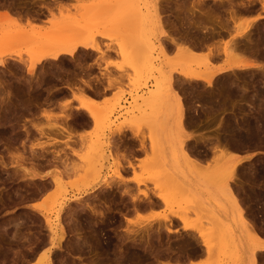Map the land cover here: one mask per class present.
I'll return each instance as SVG.
<instances>
[{
    "label": "rangeland",
    "instance_id": "obj_1",
    "mask_svg": "<svg viewBox=\"0 0 264 264\" xmlns=\"http://www.w3.org/2000/svg\"><path fill=\"white\" fill-rule=\"evenodd\" d=\"M189 1L75 0L71 4L65 2V4L55 6L51 8L49 16L44 17L46 18L44 21L38 19L34 21L42 27L41 33L50 31L52 35H63L64 37L79 31L86 32V35L95 36V43L101 47L103 52L81 48L74 57L63 55L59 60H44L36 65L33 74L28 73V64L31 60L29 47L32 46L30 42L25 44L21 41H13L11 45L10 43L0 45L2 46L0 47V59L5 62L4 65H0V264H31L33 257L38 260L39 255L47 251L50 252L52 264H168L169 262L175 264L178 259L183 261V264H193L194 261L197 262L194 264H240L238 249L224 231L226 228L230 234L227 227L229 224L228 217L235 211L231 204L232 198L226 194V191L222 190L227 179L224 174L228 172V165L232 164L233 159L238 157L252 156L250 160L243 163L239 174L245 171L251 173L258 166L264 169V153L259 151L260 146L258 148L244 146L245 148L241 147V150L235 148L236 139L235 137L232 138L234 135L231 133V136H227V138L226 135L229 134H227L226 128H223L228 127L225 123L228 124L227 120L230 117L233 119V104L231 103L232 106L229 105L230 107L227 106L228 111L225 110L221 113L222 115L217 111H211L212 114L208 110H203L206 103V106L210 105L209 102H206V98L211 96V93L215 92L216 89L214 88L215 91L212 90L203 81L193 84L180 74L184 68L208 73L214 67L224 63L225 61L222 59H209L206 52L209 55L210 49L215 47L223 50L229 40L228 35L225 36L226 39L223 36L208 41L202 40L199 36L195 40L201 39L200 41L203 42L200 43L202 45L207 44V46L203 45L205 48L202 46L196 48L191 45L189 48H191L190 50L193 49V55L183 54L188 48L185 49L180 40L178 44H172L170 41L172 35L174 38H179L178 35L180 34L187 35L186 29L183 27L185 26L184 23L186 26L188 25L186 21L183 22L187 18H193L196 21L201 20V22H206V25L213 26V24L217 25L220 16V19L231 16L230 9L225 7L227 4L223 8L217 9L215 6H219L220 2L217 4L218 1L215 2V0H204L202 7L200 5L202 0ZM98 3H117V5H113L115 9L109 13L105 9L103 12L102 9L100 11L99 9L102 7L93 9L90 6ZM162 3L163 5H160ZM209 3L218 14L209 8ZM19 6L8 5L4 0H0V14L8 13L12 19L21 20L19 24L28 34H31L32 27L27 24V16H23L20 11L14 12ZM204 6L207 11L203 8ZM6 7L9 9L8 11ZM137 7L141 8L143 12L152 10V13L157 8L160 26H156L155 18L144 15L141 18L140 14H136ZM109 8L111 9V7ZM220 8L225 9L222 11ZM95 10L99 11L100 14L96 16L91 13ZM208 10L212 12H208ZM255 16V14L248 15L246 18ZM243 19L245 20L244 17ZM65 22L66 24L62 25ZM172 22L173 24H171ZM139 25L142 28L138 27ZM173 25H177V28ZM260 25L264 26V19L261 20ZM181 26L185 30H183L184 32ZM138 28L140 31H137ZM178 28L179 33L174 30ZM8 29L5 25L0 26V41H4L2 37L6 33L15 34L14 31L11 32ZM11 29L14 30L15 28L12 27ZM191 35L193 36L192 33H190ZM219 39L224 40L223 43ZM213 40H217V42H212ZM218 43H220V47ZM124 45H126L125 50H129L130 53L136 51L134 54L132 53V56L129 54L131 59L130 57L127 58L128 54L125 56L122 53ZM259 49L255 47L257 52L248 53V56L242 55L240 58L246 60L252 57L254 63L257 64L256 66H262L264 69V54H260V52L264 53V48ZM222 50H220L221 57L224 56ZM21 58L24 63L19 61ZM234 58H230V60ZM252 60L249 59L250 62ZM160 70L176 75L173 91L178 90L186 101L190 99L189 96L192 98L190 102H186L189 103L190 108L187 111L188 118L183 117L182 128L177 129L175 126L172 128L174 134L176 133L179 137L175 135L180 144L177 145L176 149L180 168H188L185 165L187 160L182 149L185 144L180 140L190 139L191 142L187 140L189 145L187 148L194 151L192 155L198 156L197 158L201 163L200 165H193L195 171L212 188L216 189L211 192L203 190L200 198L188 195L186 191L184 193L181 190L169 189L172 182L167 179L168 177L163 170L168 168L164 162L170 156L166 158L164 152L161 155L162 152L152 146V138L155 137L156 116H161L166 122L171 123L173 121L170 117L163 116L166 115L162 110L163 106L145 101V98L149 97V93L146 91L156 88L155 83L157 76L160 75L158 74ZM259 70L255 67L248 71L235 72L244 80L247 79L244 85L247 89L242 88L247 100L251 101L250 98H253L252 104L247 102L248 106L242 105L245 110L247 107L250 108L245 113H251L252 117L248 115L247 118H253L256 108L258 109L259 100H264V74H262L264 70ZM233 73L231 72L228 78L231 77V80L235 78L234 81L237 82L235 73ZM77 77H80L81 81ZM74 81L78 83H74ZM84 81L86 82L84 83ZM111 82L113 85L110 84ZM66 83L71 86L70 91H72L73 98L80 100L81 107L82 100L92 96L89 90L92 92L97 91V89L105 90L106 95H111L110 98L106 99L109 102L105 101V105L104 103L97 104L96 107L101 108V113L98 112L101 114V118L97 122L94 120V127L82 135L81 140L73 131L71 123L74 119H83V114L74 112L72 101H61L68 97V92L64 93L63 90L65 91V89L61 87ZM90 83L92 87L88 86ZM216 85L217 83L215 87ZM202 97L203 99H201ZM108 103L112 106L109 107ZM132 116L134 117L132 118ZM223 116L224 122L227 121L225 123L221 119ZM120 130L121 132H119ZM66 131H71L75 135L70 139L67 137ZM221 136L226 138L225 143H222L223 147L228 144V148L224 147V149L230 152L225 150L226 152L223 153L226 155L223 154V156L219 152L216 155L211 153L213 148L215 150V146L220 144L222 147L220 140L223 138ZM200 137H204L203 140ZM198 139L199 141H197ZM227 140L230 142L228 143ZM39 144L47 146L44 148L48 158L59 153L55 156L54 162L48 164L45 160L30 159L32 157L31 146L37 149L40 147ZM187 144L186 146H188ZM91 146L92 149L95 148L96 150L90 149ZM249 148L250 150L256 148L255 158L248 151ZM37 151L40 149L38 148ZM94 152L95 154L97 152L96 157L99 158H95V154L94 157H91ZM203 152L204 154H202ZM195 165L198 166V169ZM73 166L76 167L74 168L77 171L72 169ZM48 173H51V176ZM34 174L45 176V178L32 179L31 176ZM53 176L60 178L61 185L58 187V184L51 183L52 186L50 185L48 189L39 191L38 186H41V183L43 184L47 179L52 181L51 177ZM157 180L165 183L157 184L155 182ZM169 185L171 186L169 187ZM219 187L221 188L219 189ZM163 189L170 195H168L169 201L167 203L161 202L156 195L164 193ZM167 189L169 192L173 190L172 193H169ZM142 191H147L155 199V203L146 204L143 200H137L136 204L133 197ZM41 192L43 193V202L40 204L42 211L37 214L35 210L31 209V203L36 202L34 198ZM247 192L236 195H240L237 197L242 199L240 201L244 210L246 209L245 212H248L247 220L251 223L255 222L252 224H254V228H257V233L254 231L253 235L257 239H262L264 237H260L259 233L260 230L264 232V193ZM211 193H215L220 198V208L216 214L213 211L216 202L214 203L213 199L209 198L213 195ZM141 197L143 196L141 195ZM83 202L87 203L86 208ZM91 204H93L92 206L95 205V210L87 207ZM101 208L106 209L105 215L98 212ZM221 209H225V212H222ZM59 211L60 216L57 217L56 213ZM66 211L70 213L68 214ZM177 212L185 218V221L176 217ZM44 213L50 215L54 227L60 229L62 226L64 229L65 236L62 243L59 246L56 245L54 249L49 241L51 230L46 223ZM249 222H246V225H249ZM186 225L188 229L185 228ZM168 229L173 230L170 233ZM201 233L206 235L205 239L209 237L208 241L211 243L212 251H206L203 246L204 236ZM47 247L53 250H47ZM259 262L264 264V257H259Z\"/></svg>",
    "mask_w": 264,
    "mask_h": 264
},
{
    "label": "bare ground",
    "instance_id": "obj_2",
    "mask_svg": "<svg viewBox=\"0 0 264 264\" xmlns=\"http://www.w3.org/2000/svg\"><path fill=\"white\" fill-rule=\"evenodd\" d=\"M160 1V0H159ZM191 1V0H190ZM189 1V2H190ZM199 1V0H198ZM217 4H219V6H215L217 9H219V7L223 8L224 5L227 4V8H229L228 10L230 11V18H226L225 19H220L219 17V22L216 23L217 25H214L211 26L210 24L209 25H206L205 23L206 22H201V20H194L193 18H187L184 21H186L188 23V25L186 26V23L184 27V29H186V32H187V35L183 36L182 34L178 35L179 38H174V35L170 36L173 38H171V43L172 44H178V41L180 40V42H183L184 44V47L186 49V47L188 48L187 50H185L183 52V54H190V55H193V49L190 50L191 48V45L192 46H195L196 48H200L201 46L203 47L204 46H207V44H201L200 42H203V41H200L201 39L202 40H210V39H217V37H223L225 38L226 35L229 36V40L228 42L226 43V47L222 50L223 52V55L221 57V52L218 48H215L214 49H210V53L209 55L207 54L206 52V56H208V58L210 59H222L223 61H225L224 63L220 64L219 66H216L212 69V71L208 72V73H205V72H200V71H196V70H192L190 68H184L182 70V72L180 73L181 76L184 77V79H187L189 82L193 83L194 82H205L207 85H209V87L214 90V88L216 89L215 92L211 93V96H208L206 98V102H209L210 105L206 103L205 105V108L203 110H208V111H217L220 112V115H222L221 113H223L225 110H227V106H229L231 103L233 104V119H230L227 120L228 121V124L225 123L227 121L224 122V116L221 118L222 119V122H224L226 124V126L228 127H223L224 129L226 128V132L227 134L229 135H226L227 136H231L230 134L232 133L236 139V144H235V148L237 147L238 149H240L241 147L242 148H245V147H257L260 146L262 143H264V100H259L258 102V109L256 108V112L255 114H253V118H251V113L248 112L245 113V111L249 108L247 107V109L245 110L244 107L242 105H247L246 103L248 102V104H252V99L253 98H250L251 101H248L247 100V97H246V94L243 93V89H247L244 85L245 83L247 82V79L244 80L243 77H240L239 74H236L238 72H241V71H248L249 69H252V68H257V69H260L259 71H262L264 70L262 66H256L257 64H255L252 60V57L249 58L250 60H252V62L249 61V59L247 58L246 61L245 59L242 60L240 57L242 55H249L250 53H255L257 51H255V47L258 49H263L264 48V26H261L260 23H261V20L264 19V0H215V2H217ZM188 2V1H187ZM204 2V0L201 1V7H202V3ZM206 2V1H205ZM214 2V1H213ZM212 2V3H213ZM179 3V2H178ZM184 3V2H183ZM211 3V2H210ZM209 3V4H210ZM211 3V4H212ZM63 4V3H62ZM61 4V5H62ZM65 4V3H64ZM208 4V3H207ZM206 4V5H207ZM209 6V8H211L212 6ZM215 4V3H214ZM117 5L116 4H112V3H98V4H91L90 6L94 9V8H98V7H102L100 8L99 10L101 11L102 9V12H103V9H105L106 11H108L109 13L112 12L114 8V6ZM160 5H163L160 4ZM194 5V4H193ZM196 5V4H195ZM194 5V6H195ZM205 5V6H206ZM4 6V5H3ZM2 6V8H3ZM65 6V5H64ZM205 6L203 8H205ZM214 6V5H213ZM229 6V7H228ZM104 7V8H103ZM111 7V9L109 8ZM141 7V6H140ZM214 7V8H215ZM7 8V7H6ZM10 8V6H9ZM50 11L51 8L48 7ZM66 8V7H65ZM70 8V7H68ZM159 8V7H158ZM220 8V9H221ZM226 8V10H227ZM164 9V8H163ZM162 9V10H163ZM212 9V8H211ZM225 9V8H224ZM223 9V10H224ZM9 9L7 8V11ZM69 10V9H67ZM155 12L152 13L153 11L152 10H147V12H143L141 8L137 7L136 8V14H140L141 18L144 16H147L149 18H155V22H156V26H160L159 25V18H158V9L155 8ZM166 10V9H165ZM164 10V12H165ZM206 10V8H205ZM215 11V9H212ZM222 10V9H221ZM222 10V11H223ZM225 10V11H226ZM15 11V10H14ZM207 11V10H206ZM211 11V10H208V12ZM16 12V11H15ZM212 12V11H211ZM1 13V12H0ZM92 14L94 15H99L100 12L95 10V11H92L91 12ZM160 13H162L160 11ZM159 13V14H160ZM166 13V12H165ZM214 13H217L216 11ZM227 13V12H225ZM218 14V13H217ZM255 14L256 16L255 17H249V19H247L248 15H253ZM2 14H0L1 16ZM21 15V14H20ZM28 15V14H27ZM102 15V14H101ZM104 15V14H103ZM220 15V13H219ZM218 15V16H219ZM228 15V14H227ZM139 16V15H138ZM223 16V15H222ZM22 17V15H21ZM20 17V19H21ZM168 17V16H167ZM186 17V16H185ZM193 17V16H192ZM196 17V16H195ZM194 17V18H195ZM243 17L245 18V20L243 19ZM247 17V18H246ZM25 18V17H24ZM224 18V17H223ZM38 19V17H35L34 16H27V24L28 25H31L32 29H31V34H28V32H26V30L22 27V25L19 24V20L18 19H12L10 17V15L8 13H5L2 15V17L0 18V26L1 25H5L7 26L11 32L14 31L15 34H9V33H6L5 35H3L2 37V40L4 39V41H0V45H4L6 43H10L11 45V42L15 41H21L25 44H27L28 42H30L32 44L31 47H29V53L31 55V60H30V64L29 65V71L28 73H31L33 74L34 72V69L36 67L37 64L39 63H42L44 60H59L61 56L63 55H68V56H71V57H74L76 55V53L81 49V48H84V49H87V50H95V51H102L101 47L99 45H97L95 43V36H90V35H86V32L82 33L81 31H79L78 33L76 34H73V35H70V36H64L63 35H52L50 34V31H46L44 33H41V29L42 27L38 26V24L34 21H36ZM177 19V18H176ZM182 19V18H180ZM216 19V18H214ZM213 19V20H214ZM144 22H145V19H143ZM142 20V21H143ZM163 20H165L163 18ZM179 20V19H178ZM177 20V21H178ZM212 20V19H210ZM147 21V20H146ZM182 21V20H180ZM215 21V20H214ZM213 21V22H214ZM218 21V20H216ZM23 22V21H22ZM25 22V21H24ZM38 22V21H37ZM92 22V21H90ZM171 22V21H170ZM182 22V23H183ZM208 22V21H207ZM61 23V22H59ZM181 23V25H182ZM209 23H211L209 21ZM66 24L63 23L62 25ZM89 24V23H88ZM87 24V25H88ZM143 24V23H142ZM165 24V22H164ZM173 24V22L171 23ZM175 24V23H174ZM177 24V23H176ZM58 25V24H57ZM56 25V26H57ZM91 25V24H89ZM167 25V24H166ZM180 25V24H179ZM66 26V25H65ZM173 26H176L175 28H177V25H173ZM14 27L15 29L12 30L11 28ZM82 27V26H80ZM79 27V28H80ZM85 27V26H84ZM121 27V26H120ZM140 27V25L138 26ZM182 27V26H181ZM179 27V28H181ZM183 27L181 28L182 31L184 30ZM5 28V27H4ZM62 28V27H61ZM142 28V27H140ZM178 29H174V30H179ZM6 29V28H5ZM60 29V27H59ZM80 29H83V28H80ZM168 29V27H167ZM139 30V28L137 29V31ZM171 30V29H170ZM140 31V30H139ZM185 31V30H184ZM183 31V32H184ZM169 33V32H168ZM179 33V31H178ZM181 33V31H180ZM190 33L193 34V36L191 35L190 36ZM184 34V33H183ZM186 34V33H185ZM189 35V37H188ZM196 35V37H195ZM109 36H111L109 34ZM169 36V37H170ZM177 36V37H178ZM200 36V40H195L197 37ZM176 37V36H175ZM194 37V38H193ZM166 38V37H165ZM136 39V38H135ZM169 39V38H167ZM223 39V38H222ZM226 39V38H225ZM1 40V39H0ZM221 41V39H219ZM10 41V42H9ZM199 41V43H198ZM224 41V40H222ZM221 41V43H223ZM135 42V41H134ZM166 42V40H165ZM212 42H217V40H213ZM20 43V42H19ZM34 43V44H33ZM126 43V41H125ZM124 43V44H125ZM206 43V42H204ZM13 44V43H12ZM135 44V43H134ZM209 44V43H208ZM220 43H218L219 45ZM7 45V44H6ZM212 45V44H211ZM177 46V45H176ZM183 46V45H182ZM181 46V47H182ZM209 46V45H208ZM213 46V45H212ZM2 47V46H0ZM6 47V46H5ZM125 47L126 45H124V49L122 50V53L125 55V54H128L127 58L130 57V59L132 58V53L134 54L135 52L132 51V53L129 52V50H125ZM218 47V46H217ZM220 47V45H219ZM222 47V46H221ZM205 48V47H203ZM143 49V48H142ZM208 49V50H209ZM259 49V50H260ZM198 50V49H197ZM201 51V50H200ZM203 51V50H202ZM103 52V51H102ZM192 52V53H191ZM249 53V54H248ZM131 56H130V55ZM188 54V55H189ZM260 54H264L262 52H260ZM126 56V55H125ZM201 56H205V55H201ZM259 56V55H258ZM1 57V56H0ZM200 57V56H199ZM235 57L234 59L230 60V58H233ZM261 57H263L261 55ZM260 57V58H261ZM134 60H135V57H133ZM243 58V57H242ZM245 58V57H244ZM229 59V61H228ZM254 59V58H253ZM259 59V58H258ZM264 59V58H263ZM8 61V60H7ZM20 62H23L22 61V58L19 59ZM217 61V60H216ZM4 60L0 59V65H4ZM258 71V70H257ZM231 72H236L235 73V76H236V79H237V82L234 81V80H231V77L228 78V75L231 74ZM233 73V74H234ZM257 73V72H256ZM160 75L157 76V80H156V83H155V86L156 88L155 89H151L149 91H146V93H149V97L148 98H145V101H150V103H153V104H156V105H161L163 106L162 110L165 112L166 115H163L164 117L165 116H168L170 117L171 119H173V121L170 123V122H166L165 119H163L161 116L157 115L156 116V129H155V137L152 138V146L153 148L156 147V149H158V151L162 152L161 155H163V152L164 154L166 155V158H168L167 156H170V158L167 159V161L164 162V165L167 166L168 168H164L163 171H165V175L168 177L167 179L169 181L172 182V186L169 185V187L171 186V188L169 189H174L175 191H178V190H181L185 193L188 192V195L190 194L191 196H194V197H198L200 198L201 197V194H203V190L204 191H207V192H211L212 190H216L214 188L211 187V185H209L202 177L201 175L197 174V172L195 171L194 169V164L196 165H200V161L199 159L197 158L198 156H193L192 153L194 152L193 150L187 148L189 147V145L187 144L188 141L190 139H182L180 140L183 144V150H184V155L186 156V160H187V165L188 168H180V165L178 164V161H177V155H176V149H177V145L179 144L178 143V139H177V134L173 132V126H175L177 129H181L182 126H183V117H186L187 116V111L189 110L190 106L186 103V102H190L191 101V97L189 96V100L186 101V99L182 96V94H180L178 92V90H174V87H175V83H176V78H175V81H174V77L176 75H174V73L170 72V73H166L164 72L163 70H160L159 73ZM261 74V73H260ZM264 74V71L263 73ZM250 75V74H249ZM248 75V76H249ZM254 75V74H253ZM244 76V75H243ZM247 76V75H246ZM234 77V76H232ZM180 78V77H179ZM182 78V77H181ZM178 79V78H177ZM183 79V80H184ZM180 81L182 79H179ZM178 81V80H177ZM260 81V80H259ZM217 83L216 87H215V84ZM89 83V82H88ZM113 82H111L110 84H112ZM179 83V81H178ZM1 84V83H0ZM104 84V83H103ZM205 84V85H206ZM252 84V83H250ZM263 84V83H262ZM89 85V84H88ZM203 85V84H202ZM255 85V84H254ZM90 86H91V83H90ZM174 86V87H173ZM247 86V85H246ZM109 87V86H108ZM173 87V88H172ZM205 87V86H204ZM248 87V86H247ZM254 87V86H253ZM185 88V86H184ZM189 87L187 86V89ZM203 88V87H202ZM243 88V89H242ZM106 89V88H105ZM206 89V88H205ZM210 89V90H211ZM249 90V89H248ZM247 90V92H248ZM189 91V90H188ZM193 91V89H192ZM242 91V92H241ZM209 92V91H208ZM196 93V92H195ZM202 93V92H201ZM205 93V92H204ZM229 93V94H228ZM261 93V91H260ZM194 94V93H193ZM252 94V93H251ZM263 94V93H262ZM185 95V94H184ZM197 95V94H196ZM199 95V94H198ZM84 96V95H83ZM91 96V95H90ZM93 96V95H92ZM186 96V95H185ZM206 96V95H205ZM218 96V97H217ZM94 97V96H93ZM92 97V98H93ZM193 97V96H192ZM204 97V96H203ZM203 97L201 99H203ZM255 97V96H254ZM195 98V97H193ZM198 98V97H196ZM204 98V99H205ZM238 99V100H236ZM159 100V102H158ZM232 100V101H231ZM243 100V101H242ZM105 101H108V100H105ZM105 101L103 102L104 105H105ZM197 101V100H196ZM205 101V100H204ZM242 101V102H241ZM99 102V101H98ZM109 102V101H108ZM155 102V103H154ZM157 102V103H156ZM199 103V102H198ZM201 103V102H200ZM205 103V102H204ZM97 102H95V100L91 99L89 96L82 100V107L85 108V110L89 113L90 117L95 120V122H97L101 117V114H98L101 113V108L99 107H96L97 106ZM101 104V103H100ZM191 104H194L193 102H191ZM241 104V105H240ZM6 105V104H5ZM109 105V103H108ZM111 105V104H110ZM109 105V107H110ZM199 105V104H198ZM112 106V105H111ZM115 106V105H114ZM192 106V105H191ZM194 106V105H193ZM201 106V105H199ZM204 106V105H203ZM232 106V105H230ZM229 106V107H230ZM248 106V105H247ZM255 106V105H254ZM102 107V106H101ZM97 108V109H96ZM107 108V107H106ZM192 108V107H191ZM246 108V107H245ZM7 109V108H6ZM108 109V108H107ZM193 109V108H192ZM196 109V108H195ZM201 109V108H200ZM250 109V108H249ZM103 110V109H102ZM197 110V109H196ZM230 110V109H229ZM228 111V110H227ZM248 111V110H247ZM103 112V111H102ZM251 112V111H250ZM85 113V112H84ZM87 113V114H88ZM112 113V112H110ZM212 113V112H211ZM215 113V112H214ZM227 113V112H226ZM46 114V113H45ZM50 114V113H49ZM48 114V116H50ZM86 114V113H85ZM185 114V116H184ZM213 114V113H212ZM239 114H242L244 117H241L242 115L239 116ZM63 115V114H62ZM216 115V114H215ZM227 115V114H226ZM230 115V114H229ZM250 115L251 117L250 118H247L246 116ZM64 116V115H63ZM68 117V116H67ZM134 116H132L133 118ZM241 117V118H239ZM246 117V118H245ZM9 118V117H8ZM69 118V117H68ZM66 119V118H65ZM107 119V118H106ZM240 119V120H239ZM242 119V120H241ZM10 120V119H9ZM20 120V119H19ZM64 120V119H63ZM71 120V119H70ZM73 120V119H72ZM185 120V119H184ZM66 121V120H65ZM221 121V120H220ZM69 123V122H68ZM187 123V122H186ZM72 124V123H71ZM222 124V123H221ZM155 125V124H153ZM185 126V125H184ZM222 127V126H221ZM70 129V128H69ZM72 129V128H71ZM5 130V129H4ZM62 131V130H61ZM76 131V130H75ZM223 131V129H222ZM64 132V130L62 131ZM121 132V130L119 131ZM28 133V132H27ZM66 133H68L67 137L68 138H72L73 135L77 134H73V132L71 133V131H66ZM81 134V133H80ZM32 135V134H31ZM79 135V134H78ZM116 135V134H115ZM175 135L177 137H175ZM221 135V134H220ZM82 136V135H81ZM80 136V137H81ZM64 137V136H63ZM120 137V136H119ZM195 137V136H193ZM222 137V136H221ZM220 137V138H221ZM77 138V137H75ZM83 138V137H82ZM179 138V137H178ZM189 138V137H188ZM199 138V137H198ZM201 138V137H200ZM204 138V137H203ZM203 138H201L203 140ZM223 138V137H222ZM225 138V137H224ZM222 139L220 140L221 141V144L224 142L225 139ZM228 138V137H227ZM231 138V137H229ZM9 139V138H8ZM69 139V140H70ZM74 139V138H73ZM75 140V139H74ZM81 140V138H80ZM188 140V141H187ZM196 140V139H195ZM201 140V141H202ZM199 141V139L197 140ZM196 141V142H197ZM219 141V142H220ZM228 141V140H227ZM232 141V140H231ZM235 141V140H233ZM59 142V141H58ZM72 142V140H71ZM191 142V140H190ZM230 141H228L229 143ZM67 143V141H66ZM69 143V142H68ZM211 145H212V142H210ZM218 143V142H217ZM225 143V142H224ZM227 143V142H226ZM51 144V143H50ZM57 144V143H55ZM74 144H76L74 142ZM78 144V143H77ZM80 144V143H79ZM159 146H158V145ZM186 144L188 146H186ZM215 144V143H213ZM42 144H39L40 147H38L40 149V151H37L36 147H32L31 146V153H32V157L30 158L31 160L34 158L35 160H45L46 163H50L51 162H54V160H56V155H54V157L52 156L51 158H48L47 155H46V149L47 146H41ZM72 145V143H71ZM70 145V147H71ZM180 145V144H179ZM210 145V146H211ZM226 145V144H224ZM33 146H35L33 144ZM52 146V145H51ZM54 146V144H53ZM93 146V145H92ZM92 146L90 147V149H92ZM228 146V144H227ZM227 146H224L225 148H228ZM232 146V145H231ZM245 146V147H244ZM45 147V148H44ZM58 147V146H57ZM64 147V146H63ZM69 147V148H70ZM158 147V148H157ZM196 147V146H195ZM214 147V146H213ZM223 147V144H222V147L221 145L219 144L217 147L215 146V150L213 148L210 149L211 153L215 154L216 153L218 154V152L221 154V156H223V154L227 151L226 149H224ZM66 148V147H64ZM180 148V149H181ZM224 150H223V149ZM234 148V149H235ZM249 148V150H250ZM52 149V148H51ZM155 149V151H157ZM163 151H162V150ZM208 149V148H207ZM231 149V148H230ZM233 149V150H234ZM256 149V148H255ZM62 150V149H61ZM67 150V149H66ZM65 150V151H66ZM93 151L96 150L95 148L92 149ZM91 150V151H92ZM223 150V151H222ZM226 150V151H225ZM232 150V151H233ZM241 150V149H240ZM243 150V149H242ZM248 150V151H249ZM57 151V150H56ZM196 151V150H195ZM199 151V150H198ZM204 151V150H203ZM225 151V152H224ZM229 151V150H228ZM227 151V152H228ZM49 152H51V150H49ZM48 152V153H49ZM206 152V151H205ZM209 152V151H208ZM222 152V153H221ZM224 152V153H223ZM236 152V151H235ZM67 153V152H66ZM99 153V152H98ZM200 153V152H199ZM198 153V154H199ZM209 153V154H211ZM230 153V152H228ZM93 156L91 157H94V153H92ZM158 154V153H157ZM204 154V152L202 153ZM212 154V155H213ZM206 155V154H205ZM226 155V154H224ZM63 156V155H62ZM72 156V155H71ZM97 156V152L95 154V158H99V157H96ZM159 156V155H158ZM211 156V155H210ZM59 157V156H58ZM74 157V156H73ZM164 157V156H163ZM200 157V156H199ZM203 157V156H202ZM207 157V156H206ZM217 157V156H216ZM220 157V156H219ZM252 157V156H251ZM251 157H242V158H235L233 159V163L228 165L229 166V169H228V172H226L224 175L226 176V183H225V186L222 187L223 191H226V194L230 195V197L232 198V202L231 204L233 205V208H234V212H232L231 214H229L230 216L228 217V220H229V224H228V228L230 230V234L227 232L226 228H222L226 234H228L230 237V239L235 243L237 249H238V261H240V264H249V261L250 259L254 256L255 259L257 260L258 264H260L259 262V257H261L262 253H261V250H260V247H259V240L260 239H257L254 235H253V232L257 231L256 229L257 228H254V224L252 223H255V222H249L247 220V215H248V212L246 213L245 210H244V207L242 205V202L240 200L242 199H239V197L237 196H240V195H236L237 193H246L247 191H250L251 193H264V169L263 168H259V166L257 167V169H254L252 170V172L250 173L249 171L248 172H242L239 174L240 172V168H242V166L244 165L243 163L245 162L246 163V160H250ZM70 158V157H69ZM165 158V157H164ZM165 158V159H166ZM208 158V157H207ZM213 158L214 155H213ZM212 158V159H213ZM222 158V157H221ZM58 159V158H57ZM61 159V158H60ZM202 159V158H200ZM211 158L209 157V160ZM208 160V159H207ZM215 160V159H214ZM217 160V159H216ZM222 160V159H221ZM34 161V160H33ZM45 161H43L45 163ZM220 161V160H219ZM32 162V161H31ZM161 162V161H160ZM213 162V160H212ZM41 163V162H40ZM75 163V162H73ZM72 163V165H74ZM78 163V162H77ZM162 163V162H161ZM204 163V162H203ZM211 163V162H210ZM209 163V165H210ZM42 164V163H41ZM54 164V163H53ZM57 164V163H55ZM71 164V163H70ZM79 164V163H78ZM167 164V165H166ZM212 164V163H211ZM46 165V164H45ZM160 165V164H159ZM163 165V164H162ZM163 165V167H165ZM195 167L198 169V166ZM261 165V164H260ZM41 166V165H40ZM62 166V165H61ZM76 167H78V165H75ZM73 166L72 169H75L76 167ZM157 166V165H156ZM75 167V168H74ZM90 167V166H89ZM161 167V166H160ZM253 167V166H251ZM250 167V168H251ZM69 168V167H68ZM67 168V170H69ZM162 168V167H161ZM200 168V167H199ZM249 168V169H250ZM71 169V170H72ZM78 169V168H77ZM80 169V168H79ZM82 169V168H81ZM65 170V169H64ZM76 170V169H75ZM70 171V170H69ZM77 171V170H76ZM82 171V170H81ZM66 172V171H65ZM72 172V171H71ZM84 172V171H83ZM92 172V171H90ZM118 173V172H117ZM228 173V174H227ZM92 174V173H91ZM227 174V175H226ZM164 175V176H165ZM47 177V176H46ZM32 179H35V178H41V179H44L45 176H39L38 174H34L31 176ZM163 178V177H161ZM166 178V177H164ZM225 179V178H224ZM50 179H47L46 181H44V183L42 184L41 183V186H38V189L39 191H44L45 189H48L49 186L53 183L55 185L58 184V187L59 185H61V180L59 177H51V180L53 181H49ZM166 180V179H164ZM40 181V180H39ZM123 181V180H122ZM34 182V180H33ZM157 184L159 183H163L161 180H157L155 181ZM168 182V181H167ZM40 183V182H39ZM165 183V182H164ZM169 183V182H168ZM174 183V184H173ZM160 184V185H161ZM260 184V185H259ZM38 185V184H37ZM109 185V184H107ZM166 185V184H165ZM245 185L248 186V188L244 187ZM255 185V186H254ZM259 185V186H258ZM110 186V185H109ZM64 187V186H62ZM108 187V186H107ZM162 187V186H161ZM221 187H219L220 189ZM250 188V189H249ZM253 188V189H251ZM166 189V188H165ZM165 189H163L162 191H164ZM256 189V190H255ZM36 190V188H35ZM253 192H252V191ZM29 191V190H28ZM166 191V190H165ZM164 191V193H158L156 194L157 197L161 200V202H168L169 201V197L166 192ZM168 191V189H167ZM173 190H171L170 192L172 193ZM159 192V191H158ZM169 192V191H168ZM169 192V193H170ZM180 192V191H179ZM17 193V192H16ZM42 193V192H41ZM248 193V192H247ZM143 197H141V195ZM139 195H134L133 197V200L136 202L137 200H143L145 201L146 204H154L155 203V199H153V197L147 192V191H142ZM213 194V193H211ZM155 195V194H154ZM170 196V195H169ZM263 196V195H262ZM209 198L214 201V208H213V211L214 213L216 214L218 211H219V200L220 198H218V196L215 195V193L211 196H209ZM208 198V199H209ZM243 198V197H242ZM258 198V197H257ZM209 199V200H210ZM245 199V198H244ZM259 199V198H258ZM131 200V199H130ZM198 201V200H197ZM196 201V202H197ZM208 201V200H207ZM244 201V200H243ZM246 201V200H245ZM244 201V202H245ZM199 202V201H198ZM197 202V203H198ZM206 202V201H205ZM247 202V201H246ZM84 203V202H83ZM96 203V202H95ZM253 203V202H252ZM256 203V202H255ZM86 202L84 203L85 205V208H86ZM90 204V203H89ZM94 204V203H93ZM93 204L87 206L89 208H91L92 210H95V205L92 206ZM97 204V203H96ZM137 204V202H136ZM200 204V202H199ZM202 204V203H201ZM255 206V204H253ZM71 206V205H70ZM252 207V205H250ZM73 207V206H72ZM110 207V206H109ZM247 207V206H246ZM259 208V207H258ZM62 209V208H61ZM68 209V208H67ZM102 209V210H101ZM100 210H98L99 213H101L102 215H105V210L103 208H101ZM73 210V209H72ZM110 210V209H109ZM56 211V210H55ZM222 212H225V209H221ZM68 212V211H66ZM117 212V211H116ZM70 212H68L69 214ZM179 212H177L178 214ZM182 213V212H181ZM45 214V213H44ZM48 214V213H47ZM45 214L46 216V223L48 224V227L49 229L51 230V238H50V244L51 246H56V245H60L62 243V240L65 236V233H64V229L61 228L58 229L57 227H54V223L50 217V215H47ZM57 214V217L60 216V211L56 213ZM67 214V215H68ZM174 214V213H173ZM252 215V214H251ZM250 216V215H249ZM64 217V216H63ZM176 217L180 218L182 221H185L183 218V216L181 215H176ZM61 218V217H60ZM66 218V217H65ZM69 219V218H68ZM165 219V218H164ZM58 220V219H57ZM65 220V219H64ZM63 220V221H64ZM167 220V219H165ZM67 221V220H66ZM61 222V221H60ZM65 222V221H64ZM246 222H249L250 224L249 225H246ZM57 223V222H56ZM59 223V222H58ZM234 223V224H233ZM167 224V222H166ZM162 225V224H161ZM188 225V224H187ZM187 225L185 226L186 229L187 228ZM148 226V225H147ZM261 226V225H260ZM65 227V226H64ZM142 227V226H141ZM159 228V227H158ZM165 228V227H164ZM170 228V227H169ZM221 229V230H222ZM261 229V228H260ZM169 232L171 233L172 230L171 229H168ZM68 232V231H67ZM260 232H262L260 230ZM174 233V231H173ZM257 233V232H256ZM202 236H204V242H203V246L205 247L206 251H212L211 249L212 246H211V243L209 240V237L208 239H205L206 235L201 233ZM48 237V236H47ZM81 238V237H80ZM190 239V238H189ZM188 239V240H189ZM257 239V240H256ZM180 240V239H179ZM79 241V240H78ZM193 241V240H192ZM191 241V242H192ZM49 243V242H48ZM200 243V242H199ZM184 244V243H183ZM191 244V243H190ZM180 246V245H179ZM186 247V246H185ZM253 247H255V252L253 253ZM38 249V248H37ZM57 249V248H55ZM173 249V248H172ZM200 249V248H199ZM202 249V247H201ZM176 250V249H174ZM40 251V250H39ZM194 251V250H193ZM203 251V250H202ZM172 254V253H171ZM187 254V253H186ZM190 254V253H189ZM56 255V254H55ZM196 255V254H195ZM35 256V255H34ZM190 258V257H189ZM262 259V258H260ZM38 260L40 261V264H52L51 260H50V252L47 251V252H43L41 253V255H39L38 257ZM184 260V259H183ZM237 260V259H236ZM198 261V260H197ZM260 261H263V260H260ZM169 262V260H168ZM175 262V261H173ZM54 263V262H53ZM184 262L180 261L179 259L175 262V264H183ZM193 264L194 263H197L196 261L192 262ZM167 264V263H165ZM168 264H173L172 262L168 263Z\"/></svg>",
    "mask_w": 264,
    "mask_h": 264
},
{
    "label": "flooded vegetation",
    "instance_id": "obj_3",
    "mask_svg": "<svg viewBox=\"0 0 264 264\" xmlns=\"http://www.w3.org/2000/svg\"><path fill=\"white\" fill-rule=\"evenodd\" d=\"M73 1L75 0H4L5 3H7L8 5H20L19 8L15 11H20L22 13L23 16H34L38 17V20H45L46 18L44 17H48L50 14V11L48 7L50 8H54L55 6H58L62 3H68L71 4L73 3ZM171 7V5H169ZM14 11V12H15ZM28 14V15H27ZM170 14V13H168ZM95 51V50H93ZM61 80L63 78H60ZM77 79L79 81H81L80 77H77ZM68 80V79H66ZM86 81H84L85 83ZM70 83V82H69ZM74 83H78L76 81H74ZM75 87H77L76 85H74ZM90 86V85H88ZM61 87H63L65 89V91L63 90V92H71V86L69 84H63ZM92 87V86H91ZM94 89V88H92ZM187 117V116H186ZM188 118V117H187Z\"/></svg>",
    "mask_w": 264,
    "mask_h": 264
},
{
    "label": "crops",
    "instance_id": "obj_4",
    "mask_svg": "<svg viewBox=\"0 0 264 264\" xmlns=\"http://www.w3.org/2000/svg\"><path fill=\"white\" fill-rule=\"evenodd\" d=\"M97 55H98V53H97ZM64 57H67V56H64ZM89 92H90V94H92L94 96V97L91 96V99L95 100V102H97L99 104L100 103L103 104V102L106 99L110 98V96H111V95H106L105 94V90H101L100 91V90L97 89V91H95V92H92L90 90H89ZM67 100L72 101V104L74 106V112L81 113V114H83V117H84L83 119H80V120L79 119L78 120L74 119L73 123H72L73 131L75 133H77L76 135H77V137L79 139L81 135H85L90 130H92V128L94 127V120L90 117L89 113L84 108L81 107L80 100L73 98L72 91L68 93V97L64 98L61 101L64 102V101H67ZM262 239H264V238H262Z\"/></svg>",
    "mask_w": 264,
    "mask_h": 264
},
{
    "label": "snow or ice",
    "instance_id": "obj_5",
    "mask_svg": "<svg viewBox=\"0 0 264 264\" xmlns=\"http://www.w3.org/2000/svg\"><path fill=\"white\" fill-rule=\"evenodd\" d=\"M252 154H253V158H255V153H256V149H252L249 150ZM259 151L261 153H264V143H262L259 147ZM49 176H51V173H48ZM43 197V193L37 195L34 200L36 201L35 203H31V209L35 210L37 214H40V212L42 211L40 208V204L43 202L42 200ZM260 237H264V232H260L259 233ZM54 245H53V249H54ZM259 247L262 253V257H264V239H260L259 240ZM47 250H53V249H49V247L46 248ZM253 253L255 252V247H253ZM31 264H40L39 260H36L35 257H33ZM249 264H258L257 260L255 259V257L253 256L250 261Z\"/></svg>",
    "mask_w": 264,
    "mask_h": 264
}]
</instances>
